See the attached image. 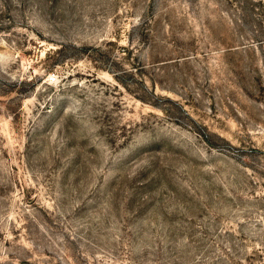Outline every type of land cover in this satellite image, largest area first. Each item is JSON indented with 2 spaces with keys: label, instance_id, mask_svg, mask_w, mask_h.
Instances as JSON below:
<instances>
[{
  "label": "rangeland",
  "instance_id": "374dc122",
  "mask_svg": "<svg viewBox=\"0 0 264 264\" xmlns=\"http://www.w3.org/2000/svg\"><path fill=\"white\" fill-rule=\"evenodd\" d=\"M0 264H264V0H0Z\"/></svg>",
  "mask_w": 264,
  "mask_h": 264
}]
</instances>
